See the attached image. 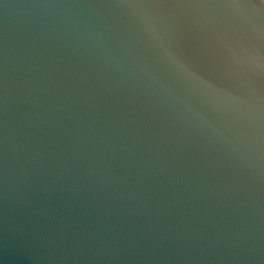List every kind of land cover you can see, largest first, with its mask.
I'll use <instances>...</instances> for the list:
<instances>
[{"label":"water","instance_id":"1","mask_svg":"<svg viewBox=\"0 0 264 264\" xmlns=\"http://www.w3.org/2000/svg\"><path fill=\"white\" fill-rule=\"evenodd\" d=\"M0 264H264V0H0Z\"/></svg>","mask_w":264,"mask_h":264}]
</instances>
